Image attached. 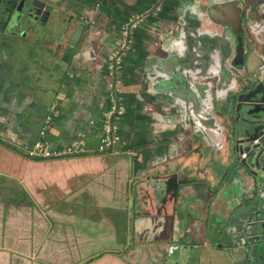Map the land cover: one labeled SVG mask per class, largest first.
Returning a JSON list of instances; mask_svg holds the SVG:
<instances>
[{
	"label": "crops",
	"instance_id": "0c3cea01",
	"mask_svg": "<svg viewBox=\"0 0 264 264\" xmlns=\"http://www.w3.org/2000/svg\"><path fill=\"white\" fill-rule=\"evenodd\" d=\"M47 2L60 16L79 18L59 19L61 38L24 27L0 32V264L243 263L236 252L229 259L227 240H214L225 227L233 232L238 218L230 222L236 204L225 192L241 171V153L227 147L221 126L226 86L217 89L212 66L196 67L195 49L182 55L186 40H175L179 5L210 0ZM133 15L143 20L122 56V143L98 153L105 56ZM213 27L205 29L220 34ZM253 46L241 74L264 62L261 45ZM180 59L192 64L190 92ZM52 104L58 115L46 132L50 149L84 151L30 158L24 150Z\"/></svg>",
	"mask_w": 264,
	"mask_h": 264
},
{
	"label": "water",
	"instance_id": "95a60500",
	"mask_svg": "<svg viewBox=\"0 0 264 264\" xmlns=\"http://www.w3.org/2000/svg\"><path fill=\"white\" fill-rule=\"evenodd\" d=\"M2 1L7 2V0L0 2ZM20 2L26 5L27 17H24L22 13H12V16L5 21L4 27L8 29L6 31L15 30L17 33L24 27L30 30L34 36L58 37V39L62 37L63 33L59 29L61 25L56 15L58 13L52 11L55 9L51 5L44 0H20ZM239 3L240 0L209 2L205 11L199 10L198 5L181 8L177 18L180 28L178 38L175 40L180 45V41L186 40L180 54L187 55L185 48L190 49V53H194L192 49H195V53L198 54L196 59H205L203 63L199 64V67L201 68L202 64H205L206 67L209 64L212 66L217 89L221 91L226 86L224 90L227 91L223 96L225 110L221 126L224 128L227 147H230L236 154L246 152V157L240 158L237 165L240 166L241 172L248 179L249 188L246 191L243 179L240 176L238 178L237 173L235 175L233 171V176H236L237 183L242 187V193L239 196L229 193L231 192L229 190L235 188L231 181L227 182L225 192L229 195L230 200L238 201L231 214L230 222L236 214L239 219L236 218L233 221V232L226 235L227 227L223 229V232L229 243L228 250H235L234 252L240 255V261L243 262L241 264H255L256 259L264 261V62L260 61L252 70L241 74L242 70H247L246 59L249 55L252 56L254 48L252 40H246L240 29L245 9L242 11ZM40 18L44 19V24H46L41 31L35 25L36 23L42 26V23L39 22ZM192 19L193 21H190ZM190 22L195 24L192 27L194 30L188 29ZM208 25L221 28L220 34L215 31H209L210 33L204 31ZM11 27H15L14 30ZM63 32L65 33V30ZM74 32H77L76 26L72 33ZM24 33V31L19 32L21 35ZM190 36L194 40L190 44L191 46H189ZM70 39L72 40V36ZM212 40H214L213 43ZM246 42L249 51L247 54L245 53ZM224 45L226 46L225 52L221 50L225 47ZM72 48L70 47V50ZM235 57L239 59L237 66L232 64ZM169 59L170 57L164 58L161 63L163 64ZM191 65L188 62H181V59L178 62V73L182 77L181 81L187 91H189L188 88L192 80ZM152 70L158 72L155 66ZM225 73H228V80L225 78ZM149 76L156 80L161 79L158 73L150 72ZM223 79L225 84L220 85V80L223 81ZM192 82L191 85H196ZM202 96L199 95L201 98L206 97ZM254 140L256 141L253 142ZM246 195L249 196L246 198ZM250 256L254 257V262L247 259Z\"/></svg>",
	"mask_w": 264,
	"mask_h": 264
},
{
	"label": "built area",
	"instance_id": "2783aa9c",
	"mask_svg": "<svg viewBox=\"0 0 264 264\" xmlns=\"http://www.w3.org/2000/svg\"><path fill=\"white\" fill-rule=\"evenodd\" d=\"M142 20L141 15L128 17L119 27L116 45L105 56L103 77L105 78L104 83L107 91V105L100 113L98 135L95 144V151L98 153L110 151L122 143L119 133V122L126 111V106L120 92L122 56L131 46L132 31ZM57 115L58 111L55 104L50 105L42 118L32 144L24 150V153L28 157L33 159H47L73 155L74 153H83L84 148L82 146L72 144L66 145L62 150L53 151L50 149L46 132L53 124ZM89 123H92V120ZM245 153L241 152L240 157H244Z\"/></svg>",
	"mask_w": 264,
	"mask_h": 264
},
{
	"label": "rangeland",
	"instance_id": "374dc122",
	"mask_svg": "<svg viewBox=\"0 0 264 264\" xmlns=\"http://www.w3.org/2000/svg\"><path fill=\"white\" fill-rule=\"evenodd\" d=\"M51 1H54V0H51ZM59 1L61 2L62 0H58V2ZM249 1L250 0H245V5H244L245 6V13L243 14V17L241 19L240 29L242 30V32L244 34V38L246 40H248V39L252 40L253 45H257V44L261 45V48L259 49V51H262L264 53V16L259 15L262 12H264V0H259V1H262V2L258 1L257 3L253 2L251 4H247ZM241 2H244V0H241ZM184 6H185V4L184 5L183 4L179 5V8H182ZM239 6H241V3H239ZM242 8H241V10L243 11ZM186 9H189V8H186ZM198 9L201 10V11H205L206 10V5L204 4V5L200 6V4H198ZM189 10H192V9H189ZM190 21H193V19L190 20ZM194 25H195L194 23L190 22V25L188 26L189 27L188 29L194 30V28H192ZM179 28H180V26H179ZM204 31H206L207 33H210L209 31H211V30H209V28H208V29H206ZM190 34L192 35V32ZM208 37L212 38L210 36H208ZM212 41H214V40H212ZM192 42H194V40L190 36L189 46H191L190 44ZM253 48H254V46H253ZM189 51H190V49H188V48L186 49L185 48V54H187ZM254 51H255V48H254ZM204 61H205V59H200L194 65H197L196 67L199 68V64L203 63ZM195 69H197V68H195ZM202 69H203V67H202ZM240 177L243 179L242 182L245 185V188H246V191H247L248 188H249L248 182L246 180L245 175L241 171H240ZM229 191H231V192H229L230 194H233L235 196H239L240 193H242V187L239 184H237L234 189H231ZM248 196L249 195H246V198ZM237 202L238 201L235 200V204H237ZM217 239H220L221 241H224V242L227 240L226 236L222 235V234L219 237L214 235V240L217 241ZM234 251L235 250H232V249L228 250V252L230 253L229 259L232 258V253ZM236 256L238 257V259H241L240 255L237 254Z\"/></svg>",
	"mask_w": 264,
	"mask_h": 264
},
{
	"label": "flooded vegetation",
	"instance_id": "af4514ba",
	"mask_svg": "<svg viewBox=\"0 0 264 264\" xmlns=\"http://www.w3.org/2000/svg\"><path fill=\"white\" fill-rule=\"evenodd\" d=\"M1 1V0H0ZM47 4H48V2H47V0H44ZM221 1V0H220ZM220 1H217V0H210V2H220ZM256 1H259V0H250L247 4H251V3H253V2H256ZM259 2H262V1H259ZM240 3H241V8L242 9H245V0H244V2H241V0H240ZM257 3V2H256ZM26 5H23L21 2H20V0H7V2L6 1H2V2H0V25L2 24V26H0V28H3L5 31H6V27H4L5 25H6V23H5V21L6 20H8L11 16H12V13H16V12H18V13H22L23 15H24V17H27L26 16V7H25ZM53 7V6H52ZM53 12H55L54 10H52ZM57 15V17H58V22L60 23V20L59 19H61V20H63V22L64 23H68V21H74V19H76L77 21H78V19L79 18H72L71 16H67V17H62V16H60L59 14H56ZM259 15H262V16H264V12H262L261 14H259ZM39 22L40 23H42V26H39V25H37L36 23H35V25H36V27L37 28H39L40 30L39 31H41L42 30V28L46 25V24H44L45 23V21H44V19H42V18H40L39 19ZM255 22V21H254ZM15 27H11V29H14ZM213 28H219V27H217V26H215L214 25V27ZM44 30V29H43ZM213 31H215L214 29H213ZM0 32H1V29H0ZM3 32V31H2ZM249 51H248V48H247V42L245 43V53L247 54ZM238 63H239V59H237V57H235L233 60H232V64L233 65H235V66H237L238 65ZM246 157V153H245V156L244 157H242V158H245Z\"/></svg>",
	"mask_w": 264,
	"mask_h": 264
}]
</instances>
